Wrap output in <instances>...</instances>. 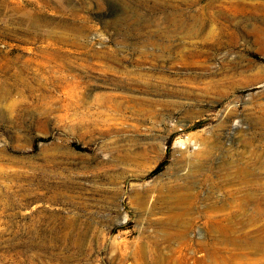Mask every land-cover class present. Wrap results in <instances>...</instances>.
<instances>
[{
  "label": "rangeland",
  "instance_id": "obj_1",
  "mask_svg": "<svg viewBox=\"0 0 264 264\" xmlns=\"http://www.w3.org/2000/svg\"><path fill=\"white\" fill-rule=\"evenodd\" d=\"M0 264H264V0H0Z\"/></svg>",
  "mask_w": 264,
  "mask_h": 264
},
{
  "label": "trees",
  "instance_id": "obj_2",
  "mask_svg": "<svg viewBox=\"0 0 264 264\" xmlns=\"http://www.w3.org/2000/svg\"><path fill=\"white\" fill-rule=\"evenodd\" d=\"M160 169H157L155 172L159 171Z\"/></svg>",
  "mask_w": 264,
  "mask_h": 264
}]
</instances>
